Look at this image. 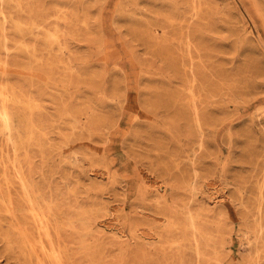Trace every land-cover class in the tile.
I'll return each instance as SVG.
<instances>
[{
    "label": "rangeland",
    "instance_id": "1",
    "mask_svg": "<svg viewBox=\"0 0 264 264\" xmlns=\"http://www.w3.org/2000/svg\"><path fill=\"white\" fill-rule=\"evenodd\" d=\"M0 92V264H264V0H0Z\"/></svg>",
    "mask_w": 264,
    "mask_h": 264
},
{
    "label": "bare ground",
    "instance_id": "2",
    "mask_svg": "<svg viewBox=\"0 0 264 264\" xmlns=\"http://www.w3.org/2000/svg\"><path fill=\"white\" fill-rule=\"evenodd\" d=\"M2 91H3V89H2ZM5 92V91H4ZM0 94H1V92H0ZM2 94H4L3 92H2ZM5 95V94H4ZM3 96V95H2ZM4 97V96H3ZM4 102H5V100H4ZM1 108V107H0ZM0 115H1V113H0ZM2 118H3V122H4V126H5V128H6V130H8L9 131V134L10 135H12L13 134V121H12V118H11V116H10V113H9V111H7V110H4L3 109V112H2ZM8 138V137H7ZM8 140H9V138H8ZM13 141H15V140H13ZM9 142V141H8ZM12 143V142H11ZM17 146H19L18 145V143H17ZM19 148H20V146H19ZM18 148H16V149H14L15 151L17 150ZM17 154V153H16ZM27 181V180H26ZM24 187V186H23ZM28 187H30L29 185H28ZM27 192V191H26ZM28 196H29V194H28ZM7 199V198H6ZM30 200V201H29ZM28 201L30 202V204H32L33 206H35V203L36 202H34L33 201V199L30 197V199H29ZM11 201H12V199H11ZM9 203H11V202H9ZM10 205H12V204H10ZM33 206H32V212H33ZM30 211V210H29ZM34 213V212H33ZM38 214V213H37ZM39 220H40V223H42V227L44 228V230H45V232H46V234H47V237L48 236H50L51 235V231H50V229H51V227H50V224H49V222L48 223H46V219H44L43 217H40L39 218ZM41 227V228H42ZM90 231V230H89ZM44 247V246H43ZM49 256H50V259L54 262V263H56V264H63V261H62V256H61V254L60 253H58V251L56 250V248H54V247H52V252L49 254Z\"/></svg>",
    "mask_w": 264,
    "mask_h": 264
}]
</instances>
